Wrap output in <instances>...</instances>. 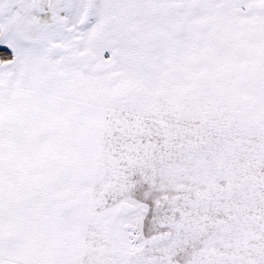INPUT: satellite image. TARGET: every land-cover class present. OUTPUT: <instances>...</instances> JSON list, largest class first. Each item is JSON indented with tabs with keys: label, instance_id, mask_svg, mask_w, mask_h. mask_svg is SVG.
<instances>
[{
	"label": "snow or ice",
	"instance_id": "snow-or-ice-1",
	"mask_svg": "<svg viewBox=\"0 0 264 264\" xmlns=\"http://www.w3.org/2000/svg\"><path fill=\"white\" fill-rule=\"evenodd\" d=\"M0 264H264V0H0Z\"/></svg>",
	"mask_w": 264,
	"mask_h": 264
}]
</instances>
